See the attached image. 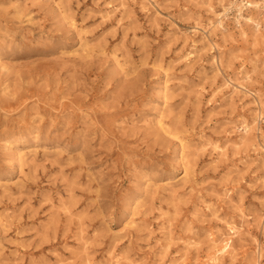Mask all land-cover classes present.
Wrapping results in <instances>:
<instances>
[{"label": "rangeland", "instance_id": "374dc122", "mask_svg": "<svg viewBox=\"0 0 264 264\" xmlns=\"http://www.w3.org/2000/svg\"><path fill=\"white\" fill-rule=\"evenodd\" d=\"M209 1L0 0V264H264V2Z\"/></svg>", "mask_w": 264, "mask_h": 264}, {"label": "bare ground", "instance_id": "6f19581e", "mask_svg": "<svg viewBox=\"0 0 264 264\" xmlns=\"http://www.w3.org/2000/svg\"><path fill=\"white\" fill-rule=\"evenodd\" d=\"M133 1V0H132ZM110 2V1H109ZM114 2V1H113ZM209 2H211V0L209 1ZM242 2H243V4H242ZM239 5H238V7H237V9L239 10V13H238V15H237V22L239 23V24H241L242 23V21H241V19L243 18V19H245V21H246V23H248V24H255L258 28H259V26H261L260 24H261V22L257 19V18H255L254 17V15L252 16V14H254V13H252L251 15L250 14H248V15H245V11H244V6H251V7H260L261 6V4H260V1H257V0H248V1H242ZM262 2H264V0L262 1ZM122 3H123V1H122ZM132 3H134V2H132ZM140 3V2H139ZM212 3V2H211ZM112 4V3H111ZM120 4V3H119ZM235 4H237L236 3V1H234L233 3H232V6H224V8H225V12H219V13H217V18H216V20L213 22V26H211V27H216V28H219V29H226L227 27H226V25H225V18H224V16H226L227 14H228V11L231 9V7H233ZM110 5V4H109ZM210 5H212V4H210ZM210 5H208L209 7H210ZM120 6V5H119ZM142 7V6H141ZM214 7V6H213ZM125 8V7H124ZM123 8V9H124ZM127 8V7H126ZM113 9H114V7H113ZM122 9V8H121ZM211 9V8H210ZM110 10H111V8H110ZM144 10H145V8H144ZM214 10V9H213ZM119 11V10H118ZM122 11V10H121ZM111 12V11H110ZM210 12V11H209ZM108 13V12H107ZM123 13V12H122ZM214 13V12H213ZM216 15V14H215ZM256 16V15H255ZM74 20V19H73ZM71 21H72V19H71ZM74 22H75V20H74ZM74 24V23H73ZM202 25V24H201ZM207 25V24H206ZM264 25V24H263ZM196 26V25H195ZM209 26V25H208ZM253 26V25H252ZM251 27V26H250ZM264 27V26H263ZM197 28H201L200 26L199 27H197ZM196 28V29H197ZM207 28V27H206ZM242 29V28H241ZM244 32V31H243ZM246 32V31H245ZM244 32V33H245ZM260 32V31H259ZM209 33H211V32H209ZM247 33V32H246ZM261 33H263V32H261ZM259 35V34H258ZM261 37V36H260ZM264 37V36H263ZM246 38V37H245ZM258 38V37H257ZM83 50V49H82ZM86 50V49H85ZM193 53V52H192ZM195 53V52H194ZM189 54H191L190 52H189ZM188 54V55H189ZM187 56V55H186ZM186 56H184V57H186ZM188 57V56H187ZM191 60V59H190ZM2 66H4L3 64H2ZM5 67V66H4ZM7 67V66H6ZM2 68V67H1ZM250 76H251V74H250ZM246 77V76H245ZM249 78H251V77H249ZM248 79V78H247ZM234 80V79H233ZM235 81V80H234ZM237 81V80H236ZM226 82H228V81H226ZM230 83V82H229ZM237 84H238V86H236V88H237V90H239L238 88L239 87H241V88H246L247 86H246V84L244 83V82H241V81H237L236 82ZM223 84H225V82L223 83ZM229 85V84H228ZM227 84H226V87L228 86ZM231 86V85H230ZM4 87V86H3ZM203 87V86H202ZM204 88V87H203ZM221 88L223 89V87H220L219 89L221 90ZM234 88V87H233ZM6 89H7V86H6ZM218 89V88H217ZM5 90V89H4ZM201 90V89H200ZM220 90H218V91H220ZM236 90V89H235ZM201 92V91H200ZM217 92V91H216ZM216 92H214V93H216ZM234 92V91H233ZM235 93V92H234ZM233 93V94H234ZM203 94V93H202ZM237 94V93H236ZM215 95V94H214ZM15 97V96H14ZM222 98H224V97H222ZM213 99V98H212ZM212 99H209V100H212ZM214 100V99H213ZM263 101V100H262ZM261 101V104H263V102ZM210 102V101H209ZM261 108V107H260ZM260 115V114H259ZM263 116V115H262ZM161 118H159L158 120H160ZM255 121H256V118L254 119ZM161 121V120H160ZM163 121V120H162ZM166 123V122H165ZM245 123H246V120H245ZM254 123H256V122H254ZM159 124V123H158ZM161 124V123H160ZM159 124V125H160ZM164 125V124H163ZM166 126V125H165ZM165 126H164V128H165ZM162 127V126H161ZM166 129V128H165ZM244 130H245V134L248 136V134H250L251 132H257L258 130H259V128L256 126V125H249V124H246L245 125V128H244ZM232 131V130H231ZM233 132V131H232ZM253 134V133H252ZM253 137V136H252ZM257 137V135H255V138ZM210 139V138H209ZM215 140V139H214ZM231 140H233V139H231ZM235 140H237V139H235ZM235 140H233V142L235 141ZM245 140V139H244ZM250 140H251V138H250ZM185 140L183 139V142H184ZM211 141V140H210ZM209 141V142H210ZM181 142V141H180ZM213 142V141H212ZM216 142V141H215ZM214 142V143H215ZM217 142H219V141H217ZM228 142V141H227ZM232 142V143H233ZM245 142V141H244ZM185 143V142H184ZM183 143V144H184ZM203 143V142H202ZM201 143V144H202ZM235 143V142H234ZM182 144V143H181ZM182 144V145H183ZM200 144V145H201ZM244 144V143H243ZM185 145V144H184ZM210 145V144H209ZM238 146V145H237ZM240 146V145H239ZM238 146V147H239ZM213 148V147H212ZM216 148H218V149H224L225 148V146L224 145H220V144H217L216 145ZM227 148H228V146H227ZM205 149V148H204ZM214 149V148H213ZM202 150V149H201ZM218 152V151H217ZM218 154V153H217ZM23 155V154H22ZM20 157H22V156H20ZM23 158H24V156H23ZM22 158V159H23ZM26 158V157H25ZM22 159H21V162H22ZM25 160V159H24ZM23 164H24V162H23ZM190 172V171H189ZM187 174V173H186ZM2 180V179H1ZM169 181V180H168ZM166 182V181H165ZM164 183V182H163ZM166 184V183H165ZM168 184V183H167ZM171 184V183H170ZM174 184V183H173ZM156 185V184H155ZM169 185V184H168ZM172 185V184H171ZM153 186V185H152ZM158 186V185H157ZM160 186V185H159ZM165 186V185H164ZM166 187H168V186H166ZM171 187V186H170ZM173 187V186H172ZM157 188V187H156ZM165 189V188H164ZM165 191V190H164ZM138 207V206H137ZM138 209V208H137ZM138 211V210H137ZM140 211V210H139ZM136 212V211H135ZM141 212V211H140ZM215 212V211H214ZM134 214H136V213H134ZM138 214H140V213H138ZM138 220V219H137ZM133 221H135V220H133ZM134 223V222H133ZM133 223H131V224H133ZM137 223H139V222H137ZM170 223V222H169ZM231 223V222H230ZM165 224V223H164ZM129 225V224H128ZM135 225V224H134ZM171 225V224H170ZM129 226H131V225H129ZM230 226V225H229ZM234 227V226H233ZM168 230V229H167ZM161 231H163V230H161ZM164 232V231H163ZM159 233H162V232H160V230H159ZM225 233V232H224ZM162 235V234H161ZM164 235V234H163ZM225 235V234H224ZM166 236V235H165ZM228 236V235H227ZM229 238L228 239H226L225 238V240H222L221 242L218 240V238H215V239H213L212 241H214V244H213V247H212V250H211V252H210V254H209V256H208V260H209V263H211V264H217L220 260H221V258L222 257H224V256H226V255H234V247H233V245H232V242H233V238L231 239L230 238V236H228ZM84 239H85V237H84ZM175 239H178V238H175ZM222 239V238H221ZM165 240V239H164ZM172 240V239H171ZM163 241V240H162ZM167 241V240H166ZM86 242V241H85ZM167 243V242H166ZM191 244H192V242H190ZM84 244V243H83ZM82 244V245H83ZM166 245V244H165ZM163 249V248H162ZM114 254V253H113ZM116 255V254H115ZM119 255V254H118ZM111 256V255H110ZM113 257L112 258H114L115 256L114 255H112ZM121 256H123V255H121ZM118 257V256H117ZM117 257H115L116 259L114 260V261H118V258ZM124 257V256H123ZM87 258V257H86ZM90 258V257H89ZM92 258V257H91ZM109 258V257H108ZM119 258H120V256H119ZM59 259V258H58ZM223 259V258H222ZM61 260V259H60ZM60 260H59V262H60ZM88 260V259H87ZM111 260V259H110ZM107 261H109V260H107ZM112 261H113V259H112ZM207 261V260H206ZM91 262H94L93 260L91 261ZM91 262H89V263H91ZM134 262V261H133ZM118 263V262H117Z\"/></svg>", "mask_w": 264, "mask_h": 264}]
</instances>
